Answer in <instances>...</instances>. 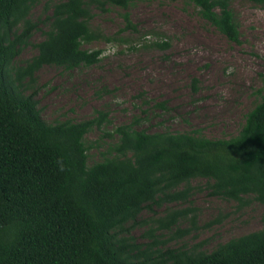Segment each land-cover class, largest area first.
Segmentation results:
<instances>
[{
    "label": "trees",
    "instance_id": "trees-1",
    "mask_svg": "<svg viewBox=\"0 0 264 264\" xmlns=\"http://www.w3.org/2000/svg\"><path fill=\"white\" fill-rule=\"evenodd\" d=\"M40 0H0V264H264V229L218 244L168 248L151 231L139 243L134 227L143 211L187 202L190 181L209 182L212 196L238 203L244 196L264 206V96L248 111L239 133L209 139L188 132L137 129L136 121L104 133L100 158L88 164L84 136L109 123L91 119L45 122L37 108L35 74L44 66L67 71L90 67L102 50L83 45L112 37L93 30L92 9H128L131 0H62L52 4L44 38L21 66L14 61L37 24L31 8ZM229 41L239 42L232 0H184ZM264 5V0H249ZM124 30L136 32L128 13ZM153 47L166 50L165 40ZM196 89V80H192ZM164 109L163 102L156 104ZM184 186L183 190L177 188ZM159 230H178L187 212L166 208ZM190 211V210H188ZM264 222V212L262 215ZM189 231H179L183 237Z\"/></svg>",
    "mask_w": 264,
    "mask_h": 264
},
{
    "label": "rangeland",
    "instance_id": "rangeland-1",
    "mask_svg": "<svg viewBox=\"0 0 264 264\" xmlns=\"http://www.w3.org/2000/svg\"><path fill=\"white\" fill-rule=\"evenodd\" d=\"M59 1L40 0L31 8L29 18L37 29L21 48L15 66L36 55L34 44L43 40L45 19L52 4ZM131 1L126 10L92 9L90 27L114 38L110 43L98 40L83 45L103 51L97 64L70 71L44 66L35 74L34 83L28 85L36 93L40 117L48 123L78 122L105 112L109 123L84 136L85 144L91 146L88 164L97 161L103 146L116 137L105 138L104 133L134 120L137 129L148 132L199 130L209 139L237 135L246 113L264 96V5L231 1L240 31L239 42H233L184 0ZM124 13L129 14L136 32L123 29ZM161 39L169 42L168 49L151 45ZM160 102L164 109L156 106ZM189 185L187 202L142 212L132 232L139 243L149 242L153 230L165 247L195 246L210 252L220 243L264 229V206L253 196H244L238 203L212 196L206 179H193ZM166 208L187 212L177 227L188 234L179 237L175 228L156 229Z\"/></svg>",
    "mask_w": 264,
    "mask_h": 264
}]
</instances>
